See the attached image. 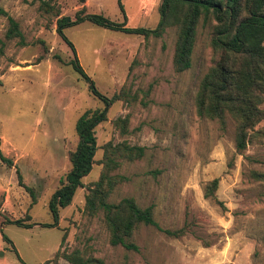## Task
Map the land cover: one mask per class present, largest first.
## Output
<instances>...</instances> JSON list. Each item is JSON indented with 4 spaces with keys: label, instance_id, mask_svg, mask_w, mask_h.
I'll return each mask as SVG.
<instances>
[{
    "label": "rangeland",
    "instance_id": "rangeland-1",
    "mask_svg": "<svg viewBox=\"0 0 264 264\" xmlns=\"http://www.w3.org/2000/svg\"><path fill=\"white\" fill-rule=\"evenodd\" d=\"M160 2L121 0L127 26L155 29ZM82 8L124 21L118 0H0V151L11 161H0V264H72L67 257L74 253L104 264H264V184L250 176L264 174V121L239 154L229 116L223 124L197 116L196 94L216 60L210 30L201 24L192 67L183 73L173 68L174 28L147 39L88 22L64 30L99 93L121 97L95 129L91 172L71 204L58 211L57 226L43 227L54 223L48 204L70 172L78 118L103 108L69 66L72 52L56 31L58 19L74 18ZM9 19L21 37L7 38ZM109 144L144 148L141 159H115L118 167L109 175L121 181L107 200L117 205L133 199L141 209L152 208L158 229L136 227L130 243L137 250L112 246L104 214L85 209ZM17 172L34 200L19 186ZM215 179L214 199H205Z\"/></svg>",
    "mask_w": 264,
    "mask_h": 264
},
{
    "label": "trees",
    "instance_id": "trees-1",
    "mask_svg": "<svg viewBox=\"0 0 264 264\" xmlns=\"http://www.w3.org/2000/svg\"><path fill=\"white\" fill-rule=\"evenodd\" d=\"M81 5L85 0H77ZM118 6L124 17L122 23L114 22L99 14H88L82 8L74 18L61 17L57 20L56 31L60 39L71 50L73 59L69 66L88 84L89 91L101 104L100 110L83 113L75 124L78 144L70 154V172L60 181V187L52 196L48 210L53 215L54 223L43 225L55 228L58 224V211L71 204L76 190L82 187L81 180L89 175L97 151L95 129L107 120L109 108L120 95L107 98L99 93L90 78L84 73L76 56L73 45L64 35L67 28L88 22L96 27L126 35L161 38L167 29L176 32L173 68L176 73H183L192 67V55L198 27L210 30L209 46L216 56L213 66L203 77L195 97L196 114L200 118L219 120L222 124L229 116L236 126L235 149L241 154L247 147L250 132L264 121V0H161L158 7L159 22L155 29L129 28L126 24L121 0ZM21 37L18 25L9 19L7 38ZM254 134H261L255 131ZM144 148L130 147L125 144L113 147L107 145L99 181L90 189L85 201V209L90 215L104 214L105 223L110 233L112 246L122 245L127 250H137L130 243L133 231L139 225L158 229L152 208L141 209L133 199H123L117 205L108 204L107 200L120 178L110 177L109 173L118 167L116 158L129 161L143 157ZM0 161L11 166L0 151ZM251 179L264 184V174L251 172ZM20 187L22 177L17 172ZM215 179L204 190L205 199H214L218 188ZM34 200L35 195L24 187ZM217 204L221 206V203ZM19 227L31 228L34 224L20 221H7ZM171 237L182 236L183 231H163ZM2 240L10 241L1 235ZM74 253L68 258L72 264H104L97 259H82Z\"/></svg>",
    "mask_w": 264,
    "mask_h": 264
},
{
    "label": "water",
    "instance_id": "water-1",
    "mask_svg": "<svg viewBox=\"0 0 264 264\" xmlns=\"http://www.w3.org/2000/svg\"><path fill=\"white\" fill-rule=\"evenodd\" d=\"M2 255H1V253H0V257H1Z\"/></svg>",
    "mask_w": 264,
    "mask_h": 264
}]
</instances>
